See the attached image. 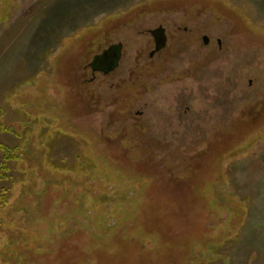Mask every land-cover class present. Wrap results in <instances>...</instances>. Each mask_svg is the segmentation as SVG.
<instances>
[{
  "label": "rangeland",
  "instance_id": "obj_1",
  "mask_svg": "<svg viewBox=\"0 0 264 264\" xmlns=\"http://www.w3.org/2000/svg\"><path fill=\"white\" fill-rule=\"evenodd\" d=\"M154 22L185 40L166 73L190 74L144 78L135 122L122 99ZM114 26L123 65L84 111L83 54ZM263 104L264 0H0V145L22 152L0 264H264V112L244 116Z\"/></svg>",
  "mask_w": 264,
  "mask_h": 264
},
{
  "label": "flooded vegetation",
  "instance_id": "obj_2",
  "mask_svg": "<svg viewBox=\"0 0 264 264\" xmlns=\"http://www.w3.org/2000/svg\"><path fill=\"white\" fill-rule=\"evenodd\" d=\"M134 24L135 23H126L123 25L127 27L130 26L131 28V25L133 26ZM113 25H118V23ZM114 27V30L106 31L98 36V45L96 49L92 50L90 48L83 54L85 61L83 60L80 65V68L82 67L81 82L79 86L76 87L78 96L81 97L80 99L84 105V111L92 112L94 110L93 102L95 100L98 102V106H100L98 110H105V108H101V105L104 104L106 99L101 95L96 97L93 85L98 76L101 78L99 87L103 89L107 84L106 80H108V77L116 73L123 65L125 41L113 39V36H116L119 32L118 30L116 33L117 26ZM135 38L134 41L139 40L141 45L138 44L139 48L134 54L133 68L135 67V70H142L145 77L138 74L137 71H131L130 80L128 81V83H130V93H127L126 97L122 99L123 103L125 105L127 104L126 106H128L130 114L133 111L134 103L141 98L142 94L140 90L143 88L141 82L144 78H152L151 81L157 79L156 87L161 88L168 83H178L185 77L187 78L189 76L188 74H190V72L186 71L172 73L171 75L166 73L170 58L179 56L184 52V36L179 34L178 31L169 33L164 24L154 22V25H151L148 29L143 31L142 34L135 36ZM202 44L206 47L210 46V39L207 36L203 37ZM217 44L221 49L222 43L220 40L217 41ZM83 57H81V59ZM125 83L128 84L127 81H125ZM119 86H121V84H119ZM119 86L117 87L121 88ZM145 90L149 93L150 88L146 86ZM118 99V97L114 98L113 103L119 104ZM263 112L264 104L259 106L255 105L252 112L244 114L246 118L245 121L251 120L257 122ZM135 114L136 118L131 114L133 117L131 120H135L136 122L137 116L141 117L143 113L137 110ZM133 127H136V125L133 124Z\"/></svg>",
  "mask_w": 264,
  "mask_h": 264
},
{
  "label": "trees",
  "instance_id": "obj_3",
  "mask_svg": "<svg viewBox=\"0 0 264 264\" xmlns=\"http://www.w3.org/2000/svg\"><path fill=\"white\" fill-rule=\"evenodd\" d=\"M0 132L4 134L14 133L13 129L11 127L4 125L1 120H0ZM0 154L2 156V159L0 162V183L9 182L10 184L9 188L7 189L3 188L0 190V211L2 212L4 211V208L7 207L9 197H10V192H11V186L14 182H16V180L13 177V173H14V168H16V164L18 163L22 155V152H20L19 147H7L4 145H0ZM196 157L192 159L191 163L187 167V170L189 171V175H191V179L195 177V170H194L195 163L194 162L201 160L200 157L199 159H197ZM190 165H193L194 167H190ZM169 178L170 180L177 179V182L180 184L185 181V180H182L180 177L175 178V176L174 177L170 176Z\"/></svg>",
  "mask_w": 264,
  "mask_h": 264
}]
</instances>
